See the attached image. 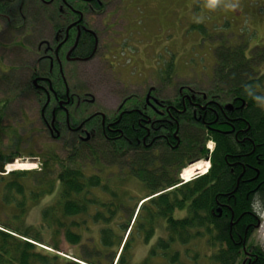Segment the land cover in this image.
Returning <instances> with one entry per match:
<instances>
[{
	"label": "trees",
	"instance_id": "trees-1",
	"mask_svg": "<svg viewBox=\"0 0 264 264\" xmlns=\"http://www.w3.org/2000/svg\"><path fill=\"white\" fill-rule=\"evenodd\" d=\"M215 50L213 83L231 86L238 104L245 102L236 123L246 129L247 141L219 135L208 172L180 184L187 157L209 155L204 141L180 124L185 141L170 153L175 155L176 173L166 180V187L154 189L160 192L157 199L139 209L138 199L123 185L130 176H140L139 148L133 136L141 130L138 126L133 130L130 124L123 125L124 135L116 141L102 136L96 144L66 139L63 154L49 151L41 158L40 170L5 174L6 158L1 161L0 156V264H82L59 253L62 237L83 247L77 258L87 264H109L117 252L115 264H133L136 243H142L143 250L136 264H240L246 257L244 241L264 264L262 247L248 242L256 204L264 206V95L260 90L264 74L257 70L264 56L259 52L248 56L241 45ZM51 80L56 88L62 85L61 77ZM7 104V99H0V132L10 128L4 124ZM227 161L236 164L229 166ZM45 196L51 199L42 203ZM38 207V219L30 220L29 213ZM177 210L185 215L175 217ZM83 231L92 232L93 242L97 232L98 244H83ZM45 233L51 242L44 239ZM193 240L204 242L210 253H201Z\"/></svg>",
	"mask_w": 264,
	"mask_h": 264
},
{
	"label": "flooded vegetation",
	"instance_id": "flooded-vegetation-1",
	"mask_svg": "<svg viewBox=\"0 0 264 264\" xmlns=\"http://www.w3.org/2000/svg\"><path fill=\"white\" fill-rule=\"evenodd\" d=\"M111 3L113 0H0V64L3 56L4 60L33 62L24 69L31 81L23 93L32 90L43 98L41 117L56 141L94 140L96 144L101 136L121 139L125 124L141 129L133 134L139 148L140 176H130L123 183L140 207L157 199L160 192L154 189L166 187V180L176 173L175 155L170 153L178 146L174 142L180 124L204 141L209 151L208 156L187 157L189 164L206 159L211 165L219 135L233 136L241 143L249 139L246 129H239L236 123L245 102L238 104L231 86L213 83L215 68L207 75L208 84H177L174 70L162 68L156 34L152 42L143 38L140 26L125 30L118 23L120 5ZM85 64L90 65L89 73L107 77L114 85L116 107H101L91 92L68 85L67 76L81 74ZM20 69L0 65V71L11 75ZM51 77H61L62 85L56 88ZM53 115L54 125L49 123ZM197 124L202 127H195ZM128 137L124 138L130 143ZM232 162L227 164H236ZM132 178L135 180L130 181ZM137 188L140 193L134 191ZM254 215L255 222L249 224L251 240L261 222L260 215ZM244 250L242 264H261L260 254L252 246Z\"/></svg>",
	"mask_w": 264,
	"mask_h": 264
},
{
	"label": "rangeland",
	"instance_id": "rangeland-1",
	"mask_svg": "<svg viewBox=\"0 0 264 264\" xmlns=\"http://www.w3.org/2000/svg\"><path fill=\"white\" fill-rule=\"evenodd\" d=\"M111 4L120 5L118 23L124 26L125 30L140 26L141 31L145 32L143 38L152 42L153 34H156L162 68L171 67L174 70L177 84H208L207 75L215 68V49L218 50L222 45L245 46L246 55L253 56L259 52L264 56V0H113ZM32 63L24 60H4V56L1 58L2 67L9 68L12 64L22 68L12 75L0 71V99L8 100L4 124L10 127L7 131L0 132L1 161L6 158L5 174L6 168L10 164L15 165L17 161L20 162L15 166L17 168H23L25 165L20 164L27 163V170H40L41 158L49 154V151L63 154L62 141L51 138L41 117L43 98H38L32 90L31 93H23V88L31 81L24 69L26 66L31 67ZM82 67L85 70L81 74L67 76L68 85L72 89L76 87L75 90L78 91L91 92L101 107H116L118 100L112 90L114 85H110L107 77L89 73V64ZM257 70L258 73L264 74V63L258 66ZM262 87L260 90L264 95V85ZM196 167L200 168L199 171L203 169L200 164L195 165ZM134 191L140 193V188ZM50 199V196H45L42 203ZM38 209L39 207L29 213L30 220L38 219ZM174 215L182 217L185 211L177 210ZM260 215V227L248 242L259 244L264 249V209ZM83 234V244H98L97 232L96 235L93 233L94 242L90 238L91 231H83ZM44 239L52 241L47 233L44 234ZM194 242L200 247L201 253H210L204 242L193 240L191 243ZM60 247L59 253L64 258L87 264L77 258H81L77 254H82L80 248L83 247L67 242L64 237L60 241ZM141 251L142 243H136L133 264L140 261L143 255ZM118 253L114 254V260L112 262L111 259L109 264H115Z\"/></svg>",
	"mask_w": 264,
	"mask_h": 264
},
{
	"label": "bare ground",
	"instance_id": "bare-ground-1",
	"mask_svg": "<svg viewBox=\"0 0 264 264\" xmlns=\"http://www.w3.org/2000/svg\"><path fill=\"white\" fill-rule=\"evenodd\" d=\"M260 74V73H259ZM261 79V78H260ZM187 131V130H186ZM179 132V131H178ZM196 139V138H195ZM177 141V144L176 145H180L181 144V142H183V141H185V140H183V137H182V135H181V133L179 132V138L176 140ZM18 162V161H17ZM15 163V165L14 164H10L9 166H8V169H10V170H16V169H22V168H17V167H15L16 165H18L20 162H18V163ZM27 164V163H26ZM26 164L25 163H21L20 165H25V167H26ZM31 164H33V163H28V165H31ZM166 164L167 165H170V162L169 161H167L166 162ZM195 165H198L199 164V162H195L194 163ZM195 165H191L190 167H187L186 169H185V171L183 172V176H185V178L184 179H186V180H189L190 178H191V176H193V174H195L194 172H195V170H197V171H199V169L200 168H198V167H196L195 168ZM11 166H12V168H11ZM25 167H23V169H26ZM202 168V167H201ZM200 172V174H204V173H206V170L205 169H202L201 171H199ZM260 207H262V205H261V203H258V204H256V207H255V213L257 212V214L258 215H260V213H259V211H258V209L260 208ZM260 220H261V215H260ZM260 224H261V222H260Z\"/></svg>",
	"mask_w": 264,
	"mask_h": 264
},
{
	"label": "water",
	"instance_id": "water-1",
	"mask_svg": "<svg viewBox=\"0 0 264 264\" xmlns=\"http://www.w3.org/2000/svg\"><path fill=\"white\" fill-rule=\"evenodd\" d=\"M68 101V100H67ZM54 122H55V115H53V118L51 120V124L54 125ZM220 209V208H219Z\"/></svg>",
	"mask_w": 264,
	"mask_h": 264
}]
</instances>
